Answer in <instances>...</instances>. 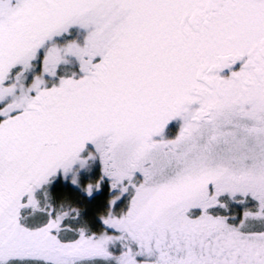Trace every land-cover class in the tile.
Returning a JSON list of instances; mask_svg holds the SVG:
<instances>
[{
    "label": "snow or ice",
    "instance_id": "obj_1",
    "mask_svg": "<svg viewBox=\"0 0 264 264\" xmlns=\"http://www.w3.org/2000/svg\"><path fill=\"white\" fill-rule=\"evenodd\" d=\"M0 264H264V0H0Z\"/></svg>",
    "mask_w": 264,
    "mask_h": 264
},
{
    "label": "flooded vegetation",
    "instance_id": "obj_2",
    "mask_svg": "<svg viewBox=\"0 0 264 264\" xmlns=\"http://www.w3.org/2000/svg\"><path fill=\"white\" fill-rule=\"evenodd\" d=\"M179 128V122L173 121L165 132V138H168L169 133L176 134Z\"/></svg>",
    "mask_w": 264,
    "mask_h": 264
},
{
    "label": "rangeland",
    "instance_id": "obj_3",
    "mask_svg": "<svg viewBox=\"0 0 264 264\" xmlns=\"http://www.w3.org/2000/svg\"><path fill=\"white\" fill-rule=\"evenodd\" d=\"M175 134L169 133L168 138L173 137Z\"/></svg>",
    "mask_w": 264,
    "mask_h": 264
}]
</instances>
